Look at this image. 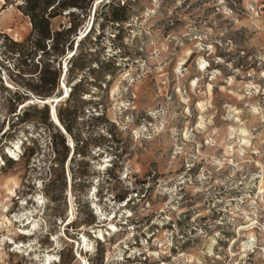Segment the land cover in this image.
<instances>
[{"label": "rangeland", "instance_id": "rangeland-1", "mask_svg": "<svg viewBox=\"0 0 264 264\" xmlns=\"http://www.w3.org/2000/svg\"><path fill=\"white\" fill-rule=\"evenodd\" d=\"M21 3L0 0L19 42ZM93 18L104 66L69 101L87 144L68 162L67 136L63 170L41 113L17 118L41 99L14 102L26 80L0 47V264H264V0H94L78 39ZM68 90L63 73L45 100Z\"/></svg>", "mask_w": 264, "mask_h": 264}, {"label": "trees", "instance_id": "trees-1", "mask_svg": "<svg viewBox=\"0 0 264 264\" xmlns=\"http://www.w3.org/2000/svg\"><path fill=\"white\" fill-rule=\"evenodd\" d=\"M94 0H22L21 5H18L20 10L26 15L31 24V32L27 38L21 42L8 37L5 33L0 32V47H5V53L12 56L16 61V69L23 77L25 82L22 83L23 90L19 94L14 92V102L20 103L21 100L29 99L31 96L35 99H47L51 97L60 84V77L63 70L62 58L66 60V69L64 76L66 83L69 86L67 92V100L64 106L57 107L55 105V113L58 122L62 126L64 132L52 120L49 115V105L42 103L40 107L38 102H32L27 105L22 115L18 119L21 122L30 119L32 111L41 113L40 121L46 123L52 128L50 136V144L53 151V162L50 170L54 172L57 168L64 169L65 161L69 154V144L67 136H69L74 145L68 162L72 161L77 154L84 155V147L87 144L86 140L78 139L74 136L73 126L76 121V109L69 103L72 95L77 92L81 94L85 92L84 84H100V78L93 76L92 81H87L86 70L90 69V64L95 61L97 66L103 69L104 60H99L93 57V53L89 48L84 47V43L90 38L94 28L92 19L88 31L78 39L77 31L83 25L89 11L92 8ZM123 6H117L115 9H123ZM96 10H93L95 13ZM57 16H66L69 18L67 24H60L59 28H53L51 20ZM123 16L114 17L121 20ZM67 51L71 55L67 58ZM69 54V53H68ZM93 73V70H92ZM79 75L78 79L75 78ZM16 111V106H12L11 112ZM16 115V114H14ZM99 118V117H92ZM80 144V145H79ZM32 147H25L24 152L27 156L32 154ZM80 174L85 175L84 171ZM54 180L50 178L48 184ZM63 262H69L71 259H66L59 256Z\"/></svg>", "mask_w": 264, "mask_h": 264}, {"label": "water", "instance_id": "water-1", "mask_svg": "<svg viewBox=\"0 0 264 264\" xmlns=\"http://www.w3.org/2000/svg\"><path fill=\"white\" fill-rule=\"evenodd\" d=\"M64 69H65V65L63 64V70H62V74H61V77H60V84L62 85V77H63V73H64ZM45 100V99H44ZM50 101H52V103H53V105L55 104V100L54 99H50ZM38 102H40V103H44V104H48L49 105V110H50V114H51V118H52V120L54 121V122H56L55 121V119L53 118V116H52V107H51V104L48 102V101H42V100H38ZM57 125L60 127V129L64 132V130H63V128L57 123Z\"/></svg>", "mask_w": 264, "mask_h": 264}, {"label": "bare ground", "instance_id": "bare-ground-1", "mask_svg": "<svg viewBox=\"0 0 264 264\" xmlns=\"http://www.w3.org/2000/svg\"><path fill=\"white\" fill-rule=\"evenodd\" d=\"M51 99H54L55 101L56 100H58L59 99V97H53V98H51ZM45 101V100H44ZM38 102V101H37ZM57 102V101H56ZM50 104H51V107H52V116H53V118L55 119V121L56 122H54L53 120H52V118H51V114H50V119L54 122V123H58L59 125H60V123L58 122V120H57V117H56V113H55V104L53 105V103H52V101L50 102ZM50 111V110H49ZM61 126V125H60ZM62 127V126H61ZM50 257H51V255L50 254H47L46 255V259H47V261H48V264H50Z\"/></svg>", "mask_w": 264, "mask_h": 264}]
</instances>
